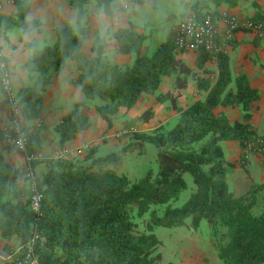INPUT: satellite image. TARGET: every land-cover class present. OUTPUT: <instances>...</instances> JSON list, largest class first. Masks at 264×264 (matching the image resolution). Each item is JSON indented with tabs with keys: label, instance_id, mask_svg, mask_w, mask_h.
Segmentation results:
<instances>
[{
	"label": "trees",
	"instance_id": "1",
	"mask_svg": "<svg viewBox=\"0 0 264 264\" xmlns=\"http://www.w3.org/2000/svg\"><path fill=\"white\" fill-rule=\"evenodd\" d=\"M237 1L195 0L190 9L201 14L210 4ZM244 1H251L259 9L256 0ZM14 3L13 16H0V36L11 27L22 32L39 31V20L26 19L29 0ZM123 3L124 0H70L69 6L76 12L73 25L55 27L51 44L36 47L35 42L26 43L30 51L24 64L27 83L16 94L22 121L41 119L43 93L70 60L77 62V84L85 97L103 102L96 110L108 127L112 125L111 116L121 106L128 110L141 93L155 94L163 77L172 72L179 73L175 88L186 87L190 69L177 60L173 43L168 40L152 55L143 56L145 36L131 28L102 31L93 41V55L82 56L85 7L93 5L112 18L122 10ZM109 37L117 41L119 53L130 56L131 64L119 66L107 55ZM216 61L215 82H198L208 91L203 99L181 109L171 93L157 95L158 101H172L178 112L174 126H159L103 157H92L91 149L82 162L45 161L47 171L38 180L43 202L36 254L41 264H160V241L154 229L181 227L188 219L193 228L201 220H206L213 230L218 225L224 228V242L218 239L215 244L222 264H264V208L255 215L249 205L230 195L226 182L229 165L220 145L233 140L242 145L253 137L249 120L260 94L244 74L232 79L226 54L217 55ZM80 106L76 104L54 127L60 143L73 140L89 128V119L80 113ZM219 106L239 107L242 121L216 114ZM151 114V110L145 111L140 118L147 120ZM4 134L0 130V236H17L24 244L31 236L33 215L28 199H21L17 192L19 170L1 154ZM145 143L156 149V170L149 169L132 180L110 167L134 151L144 153ZM39 146L38 134L30 135L29 151H39ZM185 173L192 176L195 191L181 207H172L171 202L187 188ZM137 220H141L143 230L138 229Z\"/></svg>",
	"mask_w": 264,
	"mask_h": 264
},
{
	"label": "crops",
	"instance_id": "2",
	"mask_svg": "<svg viewBox=\"0 0 264 264\" xmlns=\"http://www.w3.org/2000/svg\"><path fill=\"white\" fill-rule=\"evenodd\" d=\"M69 1L45 0L44 5L48 14L43 19L42 11L36 13L34 10L38 5V1L29 0L30 10L26 19L29 21L39 20L42 23L40 30L22 32L15 27H11L0 36V50L7 61L15 95L18 89L27 83V72L24 64L30 51L27 49L26 43L35 42L36 47L51 44L54 42L53 29L55 27L73 25L76 12L70 8ZM180 1L184 11L180 18L175 19V22L171 24L172 26L170 25L172 29L169 27L170 29L166 33V41L170 40L172 42L174 27L177 22H180L191 11L190 6L195 0ZM156 2L157 0H124L122 10L112 18L99 12L95 6L87 5L83 19L86 35L81 49L82 56L90 58L93 55L91 51L93 41L97 35L106 29L116 32L121 28H131L137 33L144 35L142 29L131 22L132 16L137 14L135 12L136 7L147 9L148 6H155ZM256 3L259 9L253 7L251 1L244 0H239L235 4H210L202 13H212L217 17L221 12L227 11L239 18H250L264 23V0H256ZM2 6V15L13 16L15 14L16 6L14 0H2ZM41 8H43V5H41ZM145 42L146 36L141 48V55L148 56L149 48L145 45ZM105 51L117 65L125 66L131 64L129 55L118 52V44L114 38L109 37ZM226 55L229 58L232 79L244 74L250 84L260 94V99L251 108L249 125L254 133L253 136H264V131L260 132L264 118V39L258 38L251 32L237 31L230 42ZM176 58L181 64L190 69L189 75L186 76V87L183 89L175 88L179 73L178 71L172 72L170 75L163 77L155 94L141 93L135 105L128 110L121 106L111 116L112 125L110 127L107 126L96 110V107L102 105L103 102L91 101L85 97L81 87L77 84V62L74 60L68 61L65 67L53 77L51 84L43 93V114L41 119L31 122L22 121L27 128H35L39 124V127L33 133L38 134L40 138L39 152L43 157L41 161L34 165L37 179L40 180L47 171L45 161H53L59 152H63L65 160L74 162H82L91 149L93 150L92 157H103L108 153L120 151L128 143L134 141L129 142V137L124 140H117L109 136L123 127L137 124L138 128L148 132L151 128L166 124L170 125L172 121L177 119L178 112L173 107L171 100L158 101L157 95L171 93L177 108L181 109L188 107L197 100L203 99L208 91L199 87L198 82L199 80H207L211 84L215 82L218 75L217 61L194 50L181 51L177 53ZM78 103H81L79 107L80 113L87 116L90 126L73 140L60 143L58 135L54 132V127ZM148 110H151V116L147 120H142L140 118L141 114ZM215 112L218 115L226 116L230 121L237 120L241 122L243 119V114L237 106H219ZM9 119L10 109L6 97L0 88V130H4L7 127ZM107 133L109 134L108 136H106ZM221 143L225 160L238 162L242 153V145L236 140ZM86 144L90 145L88 151L83 150V146ZM1 154L8 164L19 170L20 178L17 181V192L21 199L27 198V182L23 179L25 166L23 155L4 142L1 144ZM246 168L249 172H253L251 170L258 168L264 171V154L251 155ZM262 175L264 177V172H262ZM244 180L250 181L249 178H244ZM199 227L200 222L196 228L186 222L184 226H181V230L168 234L169 236L164 241L158 238L160 241L159 251L161 253L160 264H222L218 258L215 244L220 238L224 242V229L219 233L217 227L213 230L209 224L210 232L203 235ZM19 245L21 244L17 236H13L10 239L0 236V264H5L9 261L14 256Z\"/></svg>",
	"mask_w": 264,
	"mask_h": 264
},
{
	"label": "built area",
	"instance_id": "3",
	"mask_svg": "<svg viewBox=\"0 0 264 264\" xmlns=\"http://www.w3.org/2000/svg\"><path fill=\"white\" fill-rule=\"evenodd\" d=\"M3 14L2 0H0V16ZM237 31H247L264 39V23L259 20L239 18L227 11L221 12L217 17L212 13H196L189 11L187 15L177 23L172 32L174 52L185 50L202 51L216 61L217 55L227 54L230 42ZM0 88L6 97L10 109V119L4 129V143L12 146L23 155L25 166L23 179L27 182V199L29 210L33 215L32 232L29 239L18 246L14 256L5 264H41L36 254L38 241L37 226L42 217L43 193L38 188V179L34 172L36 162L42 160L39 151H29V137L39 127L27 128L21 120V113L17 106L16 95L13 90L11 73L5 57L0 50ZM137 132L134 126L121 128L119 131L106 136L117 140H124ZM90 145L83 146L88 151ZM253 154H264V136H253L242 144V153L238 159L241 165L247 164ZM63 152H59L54 160L65 159Z\"/></svg>",
	"mask_w": 264,
	"mask_h": 264
},
{
	"label": "rangeland",
	"instance_id": "4",
	"mask_svg": "<svg viewBox=\"0 0 264 264\" xmlns=\"http://www.w3.org/2000/svg\"><path fill=\"white\" fill-rule=\"evenodd\" d=\"M37 1L38 5L34 8V10L36 13L42 11V17L44 19L48 14L44 5L45 0ZM41 5H43V8H41ZM183 11L184 7L180 0H157L155 6H148L147 9H139L137 7L135 8V12L137 14L132 16L131 22L133 25L141 28L142 32L146 36L145 45L149 48L148 56L154 53L161 46V44L166 41V33L170 28L172 29L171 24L175 22V19L180 18ZM17 30L20 29L17 28ZM176 120L177 119L172 121L170 125L166 124L163 126L170 128L175 125ZM137 126L138 125L135 124L134 127L137 128V132L128 138L129 142L135 140L137 136L149 135L154 129L157 128H151L148 130V132H145L142 128H138ZM261 131H264V118L263 125L260 129V132ZM144 145L146 149L144 153H138V151H134L128 156L122 157L110 167H112L118 173L126 174L132 180L140 178L149 169L156 170V149L150 144L145 143ZM220 145H222V143H220ZM226 162L229 165L226 174V182L230 195L233 198L241 200L246 205H249L253 214H261L264 208V177L262 175V172L264 171L258 168L256 170H251L253 172H249V170L246 168L249 162L244 165H241L233 160H226ZM244 178H249L250 181L248 180L247 182L244 180ZM183 179L187 188L179 195L176 201L171 202L172 207H181L195 191V185L193 183L192 176L189 173H185L183 175ZM147 217L148 216L145 215V218ZM137 222L139 224L138 229L143 230L141 220H137ZM187 222H189V219ZM199 229L203 235L208 234L210 232L209 223L206 220H201ZM222 229L224 228L221 225L217 226V231L219 233H221ZM176 230H181V227H157L154 229L153 233L157 238L164 241L165 238L169 236L168 234L173 233V231ZM220 240L223 239L220 238Z\"/></svg>",
	"mask_w": 264,
	"mask_h": 264
}]
</instances>
